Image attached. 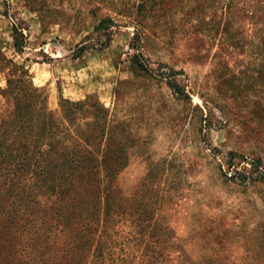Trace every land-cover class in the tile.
Segmentation results:
<instances>
[{
  "label": "rangeland",
  "instance_id": "374dc122",
  "mask_svg": "<svg viewBox=\"0 0 264 264\" xmlns=\"http://www.w3.org/2000/svg\"><path fill=\"white\" fill-rule=\"evenodd\" d=\"M104 17L108 46L77 55ZM135 33L187 100L131 64ZM256 158L264 0H0V264H264ZM68 197L97 220L56 227Z\"/></svg>",
  "mask_w": 264,
  "mask_h": 264
},
{
  "label": "trees",
  "instance_id": "16d2710c",
  "mask_svg": "<svg viewBox=\"0 0 264 264\" xmlns=\"http://www.w3.org/2000/svg\"><path fill=\"white\" fill-rule=\"evenodd\" d=\"M113 24V21L110 18H101L98 24L95 26V31L99 34L101 38L97 37V41L95 43L91 44H82L76 47V53L77 55H80L83 53L86 49H89V47L95 49L97 46L99 49L105 48L108 46L109 41L111 39V32L109 28ZM12 34H13V45L18 51H22L25 43V35L23 32L22 26L18 24L17 22H14L12 24ZM137 35L135 33L133 37V43L132 47L136 49L137 52H135L131 58L130 62L133 64L136 69L139 71L144 72L150 77L159 79V80H165L166 85L172 90L174 94H176L179 98H182L184 100L188 99V95L185 92L184 88H182L178 82L176 81V78L174 74L176 73L175 70L171 69L167 64L160 63V68L155 69L152 68L147 60L144 58L143 54L138 50L137 47ZM161 67H166L164 70H162ZM243 161H245L246 158L241 156ZM233 157H230V159L226 162L227 166L231 169H233V173L229 172V175L227 173L223 174L227 177L229 180L238 179L240 182H244L246 180H253L251 175H248L245 173V171H240L238 167H236L233 164ZM250 168L249 173H256L257 174V180H261L264 182V167L262 166L260 160L258 158L251 159L250 162H248ZM82 167L81 162L75 159L69 160V169H70V181L66 180L65 182H62L61 180H58L57 185L55 186V192L56 194H73L76 184L82 182L81 176L74 175V172L78 171L79 168ZM69 195V196H70ZM72 198V197H71ZM70 197L67 199H57L55 205V225L56 227H85L88 226L93 220H97V217L93 216V212L91 211V208L89 206L81 205L80 203H76L73 200H71ZM100 203V201H99Z\"/></svg>",
  "mask_w": 264,
  "mask_h": 264
}]
</instances>
